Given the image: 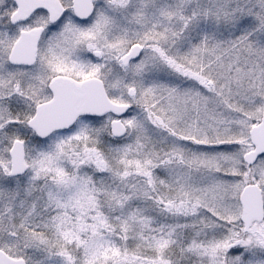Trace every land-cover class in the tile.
<instances>
[{"label":"snow or ice","instance_id":"6c2138e0","mask_svg":"<svg viewBox=\"0 0 264 264\" xmlns=\"http://www.w3.org/2000/svg\"><path fill=\"white\" fill-rule=\"evenodd\" d=\"M0 264H264V0H0Z\"/></svg>","mask_w":264,"mask_h":264}]
</instances>
